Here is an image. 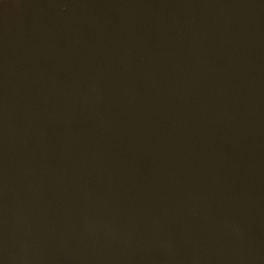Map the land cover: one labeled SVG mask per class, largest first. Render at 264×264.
<instances>
[{"label":"water","instance_id":"95a60500","mask_svg":"<svg viewBox=\"0 0 264 264\" xmlns=\"http://www.w3.org/2000/svg\"><path fill=\"white\" fill-rule=\"evenodd\" d=\"M2 264H264V0H0Z\"/></svg>","mask_w":264,"mask_h":264},{"label":"clouds","instance_id":"9594fccd","mask_svg":"<svg viewBox=\"0 0 264 264\" xmlns=\"http://www.w3.org/2000/svg\"><path fill=\"white\" fill-rule=\"evenodd\" d=\"M0 264H2V262H0Z\"/></svg>","mask_w":264,"mask_h":264}]
</instances>
